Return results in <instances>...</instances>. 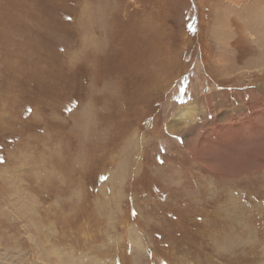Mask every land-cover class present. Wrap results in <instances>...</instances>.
<instances>
[{"label": "rangeland", "instance_id": "1", "mask_svg": "<svg viewBox=\"0 0 264 264\" xmlns=\"http://www.w3.org/2000/svg\"><path fill=\"white\" fill-rule=\"evenodd\" d=\"M228 1L0 0V264H264V0Z\"/></svg>", "mask_w": 264, "mask_h": 264}, {"label": "bare ground", "instance_id": "2", "mask_svg": "<svg viewBox=\"0 0 264 264\" xmlns=\"http://www.w3.org/2000/svg\"><path fill=\"white\" fill-rule=\"evenodd\" d=\"M229 1H231V3H233V1L232 0H229ZM228 1V2H229ZM237 1V0H236ZM239 1V0H238ZM257 17V16H256ZM262 17H264V16H262ZM259 19V18H258ZM260 29V28H259ZM260 32H262V31H260ZM258 35H260V34H258ZM264 90V89H263ZM188 109V108H187ZM184 111H185V109H184ZM190 111V110H189Z\"/></svg>", "mask_w": 264, "mask_h": 264}]
</instances>
